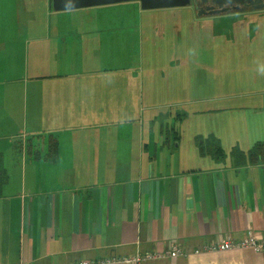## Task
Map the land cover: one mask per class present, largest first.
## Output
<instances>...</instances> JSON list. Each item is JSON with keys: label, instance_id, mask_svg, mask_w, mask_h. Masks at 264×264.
Instances as JSON below:
<instances>
[{"label": "crops", "instance_id": "crops-1", "mask_svg": "<svg viewBox=\"0 0 264 264\" xmlns=\"http://www.w3.org/2000/svg\"><path fill=\"white\" fill-rule=\"evenodd\" d=\"M42 4L51 9L50 0ZM0 28V57L9 62L0 65V139L14 137V128L49 127L57 136L55 155H48V139H21L11 175L0 149L8 174L0 193V264L99 262L172 247L183 256L142 264H264V250L217 249L249 230L264 238V160L179 151L178 139H152L143 120L126 123L137 127L136 138L114 148L113 91L98 86L95 70L104 61L90 47L99 35L106 39L104 27L36 25L26 39ZM56 54L58 63L49 66ZM37 58L41 74L30 62Z\"/></svg>", "mask_w": 264, "mask_h": 264}, {"label": "rangeland", "instance_id": "rangeland-1", "mask_svg": "<svg viewBox=\"0 0 264 264\" xmlns=\"http://www.w3.org/2000/svg\"><path fill=\"white\" fill-rule=\"evenodd\" d=\"M43 1L0 0V27H11L10 34L22 39L36 25L104 27L106 39L99 35L90 47L104 61L95 70L98 86L106 83L113 91L114 148L136 138L137 127L126 124L133 120L144 121L152 139H178L183 152L208 150L215 139L226 154L234 147L264 145V9L198 17L190 6L144 11L139 3L126 2L55 12ZM51 56L56 60L48 64L55 66L57 54ZM36 60L30 62L41 74ZM0 65L9 66L3 55ZM27 130L10 129L15 136L0 139L10 175L21 161L15 148L21 139H50L49 134L57 139L49 127Z\"/></svg>", "mask_w": 264, "mask_h": 264}, {"label": "water", "instance_id": "water-1", "mask_svg": "<svg viewBox=\"0 0 264 264\" xmlns=\"http://www.w3.org/2000/svg\"><path fill=\"white\" fill-rule=\"evenodd\" d=\"M196 0H50V7L55 12L76 10L82 8L119 4L125 2H137L140 5L141 10H156V9H171V8H183L189 6L191 2ZM218 3V0H213ZM249 0H227L226 3L241 2ZM262 0H255L252 5L254 10L264 9ZM248 5V6H250ZM225 11H212L205 13L201 10L197 12V16H213Z\"/></svg>", "mask_w": 264, "mask_h": 264}, {"label": "built area", "instance_id": "built-area-1", "mask_svg": "<svg viewBox=\"0 0 264 264\" xmlns=\"http://www.w3.org/2000/svg\"><path fill=\"white\" fill-rule=\"evenodd\" d=\"M219 251H228L233 249L244 250L250 249L255 252H261L264 250V239L255 233L253 230H249L246 237L238 242L233 243L229 239H225L217 247ZM183 256L182 253L176 248L172 247L167 251L155 252L153 254L140 255L137 254L133 257H119L111 258L102 261H81L76 264H142L145 262H153L156 260L165 259L167 257Z\"/></svg>", "mask_w": 264, "mask_h": 264}, {"label": "trees", "instance_id": "trees-1", "mask_svg": "<svg viewBox=\"0 0 264 264\" xmlns=\"http://www.w3.org/2000/svg\"><path fill=\"white\" fill-rule=\"evenodd\" d=\"M48 148L47 152L48 155H55L57 153V141L56 138H50L48 139ZM21 141L18 145H16L17 152L20 153L21 149ZM212 147H209L208 150H205L210 154V156L215 160H221L225 157V152L220 147L218 141L215 139L211 143ZM15 149V150H16ZM200 153H204L205 151L200 148ZM229 155H231L237 162H241L244 164H255L259 161L264 160V145L261 143L255 144L251 149H249L247 152H243L242 150L238 149L237 147H234L230 150ZM8 180V174L7 172L0 166V193L1 188L6 184Z\"/></svg>", "mask_w": 264, "mask_h": 264}, {"label": "flooded vegetation", "instance_id": "flooded-vegetation-1", "mask_svg": "<svg viewBox=\"0 0 264 264\" xmlns=\"http://www.w3.org/2000/svg\"><path fill=\"white\" fill-rule=\"evenodd\" d=\"M227 0H218V3L213 0H196L195 2H191L189 5L196 13L198 11H205V13L212 12V11H225L221 12L217 15L222 14H232V13H238L245 10H251L253 9L252 3H254L255 0H249V1H241V2H233L231 4L226 3ZM264 4V0H262ZM250 5V6H248ZM208 16V15H207ZM215 16V15H213Z\"/></svg>", "mask_w": 264, "mask_h": 264}]
</instances>
